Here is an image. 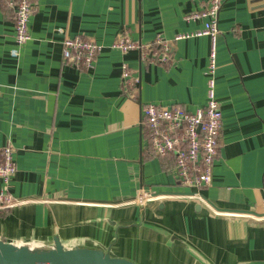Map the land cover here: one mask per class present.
Returning a JSON list of instances; mask_svg holds the SVG:
<instances>
[{
  "label": "crops",
  "instance_id": "crops-1",
  "mask_svg": "<svg viewBox=\"0 0 264 264\" xmlns=\"http://www.w3.org/2000/svg\"><path fill=\"white\" fill-rule=\"evenodd\" d=\"M34 5L31 39L18 45L15 8L0 0V148L14 147L9 189L23 202L0 211V240L53 245L58 236L67 248L139 264H264V0H225L219 13L222 131L212 181L200 190L153 153L141 105L205 106L211 39L174 37L204 26L185 15L207 0ZM123 32L143 43L161 34L172 59L123 53L113 47ZM67 37L102 46L92 67L63 58ZM123 63L139 79L134 94L123 90ZM141 188L155 199L135 202Z\"/></svg>",
  "mask_w": 264,
  "mask_h": 264
},
{
  "label": "built area",
  "instance_id": "built-area-1",
  "mask_svg": "<svg viewBox=\"0 0 264 264\" xmlns=\"http://www.w3.org/2000/svg\"><path fill=\"white\" fill-rule=\"evenodd\" d=\"M15 8V41L23 45L31 39L29 21L34 12V0H6ZM225 0H207L201 10L185 15L186 20L204 19V26L194 32L179 33L174 41L193 36L207 35L211 39L212 50L207 70V101L204 107L188 111L178 105L144 103L141 105V124L147 130V144L159 157H171L176 174L182 184L201 189L212 181L213 165L218 154L219 139L222 131L223 113L216 93L217 52L216 42L219 28V13ZM63 58L79 66L92 67L102 46L92 39L67 37L63 42ZM172 41L161 34L153 41L143 43L134 40L128 32H123L113 43L114 48L123 53L137 49L141 60L153 63H168L171 57ZM16 52V51H14ZM122 87L125 92L133 93L135 82L132 69L127 63L122 65ZM14 147L0 148V178L4 186L0 188V211L9 210L21 203L11 193L10 179L18 170L14 157ZM188 197L202 199L198 193ZM157 198V197H156ZM155 196L141 188L135 202L144 204Z\"/></svg>",
  "mask_w": 264,
  "mask_h": 264
},
{
  "label": "water",
  "instance_id": "water-1",
  "mask_svg": "<svg viewBox=\"0 0 264 264\" xmlns=\"http://www.w3.org/2000/svg\"><path fill=\"white\" fill-rule=\"evenodd\" d=\"M0 240V264H139L138 262L112 256L100 248H67L58 236L53 245L34 247Z\"/></svg>",
  "mask_w": 264,
  "mask_h": 264
},
{
  "label": "rangeland",
  "instance_id": "rangeland-1",
  "mask_svg": "<svg viewBox=\"0 0 264 264\" xmlns=\"http://www.w3.org/2000/svg\"><path fill=\"white\" fill-rule=\"evenodd\" d=\"M21 244H26V245H29V246H33V247H43V246H49V244H38L36 243V241H33V240H21L20 241ZM51 245V244H50Z\"/></svg>",
  "mask_w": 264,
  "mask_h": 264
},
{
  "label": "bare ground",
  "instance_id": "bare-ground-1",
  "mask_svg": "<svg viewBox=\"0 0 264 264\" xmlns=\"http://www.w3.org/2000/svg\"><path fill=\"white\" fill-rule=\"evenodd\" d=\"M31 248H34L33 246Z\"/></svg>",
  "mask_w": 264,
  "mask_h": 264
},
{
  "label": "trees",
  "instance_id": "trees-1",
  "mask_svg": "<svg viewBox=\"0 0 264 264\" xmlns=\"http://www.w3.org/2000/svg\"><path fill=\"white\" fill-rule=\"evenodd\" d=\"M150 147V146H149ZM151 148V147H150Z\"/></svg>",
  "mask_w": 264,
  "mask_h": 264
}]
</instances>
